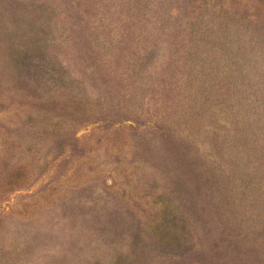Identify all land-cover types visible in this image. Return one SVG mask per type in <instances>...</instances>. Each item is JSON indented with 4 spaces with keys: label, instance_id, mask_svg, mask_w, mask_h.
I'll return each instance as SVG.
<instances>
[{
    "label": "rangeland",
    "instance_id": "1",
    "mask_svg": "<svg viewBox=\"0 0 264 264\" xmlns=\"http://www.w3.org/2000/svg\"><path fill=\"white\" fill-rule=\"evenodd\" d=\"M0 264H264V0H0Z\"/></svg>",
    "mask_w": 264,
    "mask_h": 264
}]
</instances>
